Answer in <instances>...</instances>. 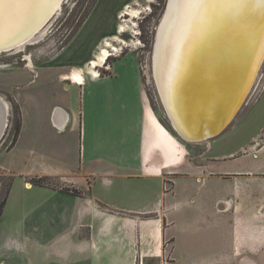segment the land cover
Returning a JSON list of instances; mask_svg holds the SVG:
<instances>
[{
    "label": "crops",
    "instance_id": "obj_1",
    "mask_svg": "<svg viewBox=\"0 0 264 264\" xmlns=\"http://www.w3.org/2000/svg\"><path fill=\"white\" fill-rule=\"evenodd\" d=\"M80 36L86 45L73 51L72 61L65 65L38 67L36 78L30 65L0 72V110L6 117L0 136V159L5 160L0 162V173L12 176L3 210L15 204L21 211L31 207L37 216L57 211L61 221L72 222L65 225H71L73 238L59 236L67 252L60 253L69 260L63 263L84 264L87 250L96 249L98 242L107 253L119 254L116 257L123 263L117 264H132L131 253L136 249L141 259L158 255L156 250L163 238L172 240L176 254L179 251L170 232L174 222L165 215L181 206L196 205L194 190L200 179H225L226 172H216L220 162L243 157L208 156L214 141L208 139L200 141L205 147L190 156L188 145L178 143L160 124L142 87L137 63L118 59L110 67L111 74L101 75L107 49L89 62L97 43L92 44L89 34L82 36L80 31ZM6 95L19 104L20 129L14 144L4 148L11 129V105ZM261 132L263 155L264 126ZM255 144L259 141L250 140L248 146ZM246 164L232 172L237 175V190L243 186L239 184L242 177L264 190V164L254 168ZM33 178H44L52 184L36 185L30 182ZM68 187L78 189L79 194L63 190ZM255 193L242 196L244 203L247 199L250 202ZM218 202L219 198L212 196L198 211L217 219L206 227H218L225 216L216 211ZM229 210L234 215L235 211L246 210V205L235 203ZM233 215L232 220L236 219ZM165 219L167 223L160 225ZM229 228L233 254L252 260L245 255L250 251L235 253L234 244L238 240L236 230L245 228L239 234L247 237L253 231L237 227L233 221ZM9 240L12 242L13 237Z\"/></svg>",
    "mask_w": 264,
    "mask_h": 264
},
{
    "label": "rangeland",
    "instance_id": "obj_2",
    "mask_svg": "<svg viewBox=\"0 0 264 264\" xmlns=\"http://www.w3.org/2000/svg\"><path fill=\"white\" fill-rule=\"evenodd\" d=\"M168 1L63 0L54 16L43 28L41 37L35 42L32 41L33 43H26L21 49L0 53V72L24 68L30 64L29 67H33L31 73L36 78L38 67L46 66L52 69L53 66H62L72 61L71 53L77 49H83L86 45L81 40V36L77 37L80 31L82 36L89 34L93 39L92 44L95 41L97 43L89 62L97 60L96 57L103 48L107 49L109 57L106 56L107 60L99 70L102 75L111 74L110 67L118 59L136 62L140 71L142 87L160 124L176 138L178 143H186L190 149V156H193L205 146L200 141L198 143L197 141L183 140L173 129L164 111L153 76L155 42ZM84 24L85 26L87 24V32L84 30ZM262 93H264V60L259 67L253 86L244 99V103L238 109L235 118L220 134L208 138L209 141L214 140L211 142L208 156L228 155V157L241 156L243 158L221 161L216 172H226L225 179H200L196 190L192 189L196 192L194 198L196 205L181 206L170 211L166 214L167 216L165 215L174 222L170 232L172 231L175 237L179 251L176 253L177 255L174 254L172 240L163 238L160 240L159 250H156L159 254L154 257L141 259L137 249L133 253L130 252L132 257L134 256L131 260L132 264H264V190L259 189L256 186L259 184L256 182L246 181L247 179L243 177L239 180V184L243 186L237 190L235 182L237 178L234 177L237 175H232L234 170L244 167V162L247 163L246 165L253 164L251 168L257 164H264V154H260L261 147L259 146L262 139L261 128L264 126V96L261 98ZM6 99L11 105V129L4 148L11 146L14 123L18 118L16 113L20 112L19 104L13 96L6 95ZM255 139L259 141V144L250 148L248 146L250 140L254 142ZM0 162L1 164L5 163L4 158H1ZM261 173L264 175V165ZM10 179L12 181V176L0 173V202L5 196L6 186ZM262 179L264 180V176ZM30 182L41 186L52 184L51 181L44 178H33ZM54 182L57 184L56 181ZM56 187L58 186L56 185ZM166 187L168 189L169 184ZM63 190L69 194H79L78 189L73 187ZM244 191L248 195H251V192L252 194L256 192L250 202L247 199L246 204L242 198L247 195ZM18 194L19 191L15 188L14 195ZM212 196H216L220 200L216 204V211L225 215L218 227L213 224L215 228L206 226L209 223H214L217 219L214 220L207 212H198L199 209L206 206ZM255 202H257L256 207L253 205ZM219 203L228 205L229 208L235 203L241 206L246 205V210L235 211L233 215L232 210L225 206L221 207ZM247 209L249 210L247 211ZM31 210V207H28L21 211L14 204L7 209L4 208L1 213L0 264H70L63 263L68 259L60 251L67 253L61 240L71 235V225L65 224H72V222L61 221L56 215L57 211L41 212L37 216ZM232 215L236 219L232 220ZM139 217L145 218L143 215ZM232 221L237 227H250L253 231L254 234L247 237L243 233L239 234L245 228L236 230L238 240L234 244L235 253L244 255L246 252L242 253L241 251H250L245 255L252 260L239 259L236 254H233L231 250L232 233L229 228ZM166 223L165 219L164 223L160 225L163 226ZM48 224H58L59 227ZM12 237L13 241L11 242L9 238ZM72 238L73 235H71ZM86 254H88V258L84 260V264L123 263V259L118 261L116 257L119 254L107 253L100 242L96 249L90 248Z\"/></svg>",
    "mask_w": 264,
    "mask_h": 264
},
{
    "label": "bare ground",
    "instance_id": "obj_3",
    "mask_svg": "<svg viewBox=\"0 0 264 264\" xmlns=\"http://www.w3.org/2000/svg\"><path fill=\"white\" fill-rule=\"evenodd\" d=\"M60 4L56 7L59 8ZM48 8L49 0H0V53L21 49L26 43H33L41 37L43 28L54 16L40 28L51 14L47 12ZM224 26H229L232 31L222 32ZM251 29L258 30L260 36L253 51L249 47L245 49V42L253 37L247 33ZM237 31L240 38L236 36ZM219 33L229 41L222 53L227 56L224 57L227 74L231 73L226 94L225 90H220L223 82L215 80L210 83L209 77H205L208 68L221 71L216 67L217 61H211L212 58L219 60L212 52L221 38ZM231 44H237L240 50L237 53L241 56L239 61L248 67L239 86L232 78L237 72L229 60L233 54L228 48ZM263 60L264 0H243L237 7H200L186 0H169L156 37L153 76L160 99L171 114L174 125H178L175 127L179 136L192 140V135L187 134L182 125L188 117L194 130L197 129L193 135L214 136L224 131L248 96ZM212 89L220 93L208 95L207 91ZM219 126L223 129L219 130Z\"/></svg>",
    "mask_w": 264,
    "mask_h": 264
},
{
    "label": "water",
    "instance_id": "obj_4",
    "mask_svg": "<svg viewBox=\"0 0 264 264\" xmlns=\"http://www.w3.org/2000/svg\"><path fill=\"white\" fill-rule=\"evenodd\" d=\"M63 0H49V8H48V11L47 12H51V14L45 19V22L40 26V28H42L43 27V25L54 15V13L57 11V7H56V5L57 4H59V3H61ZM47 14V13H46ZM39 28V29H40ZM242 28H246V27H242ZM38 29V30H39ZM222 29V32H224V33H226V32H230V31H232V30H230V27L228 26V28L226 27V26H224V27H222L221 28ZM257 31L258 30H255V29H251L250 31H247V33H251L252 35H253V37H251L252 39H250V38H248V40L245 42V49H247V47H249L250 49H252V51L253 50H255V47H256V45H257V43H259V31H258V33H257ZM219 35H220V37L221 38H219V42H216V44H215V49L212 51V52H214V55L216 56H218V59L219 60H217V59H211V61L212 62H215V61H213V60H216L217 61V63H215L217 66L216 67H218V68H220V70L221 71H216L215 69H213V68H211V69H209L208 68V70H207V72L208 73H206L205 74V77L206 78H208L209 77V79L211 80L210 81V83H212V82H215V80L217 81V80H220L221 82H223V84L221 85V87H220V90L222 91V90H225V94L226 93H228V89H229V77H230V74H227V72H228V67H227V60H225V58L224 57H227L226 55H224V54H222L224 51H223V47L224 46H226V45H228V43H229V41H227L226 40V38H225V35H223V34H221V33H219ZM236 36L238 37V38H240V34L238 33V31H237V33H236ZM259 36V37H258ZM221 42V43H220ZM219 43V44H218ZM231 47H228L229 48V51L230 52H232L233 51V54H232V56H230L229 57V60H231L232 62H233V64H234V69H236V72L237 73H235V76H233L232 78L234 79V80H236L237 82H238V86H239V84H240V82H241V80L243 79V73L244 72H246L247 73V71H248V67L246 66V65H244V63H241L240 61H239V59H241V56L237 53V52H239L240 50H238V46H237V44H234V46L231 44L230 45ZM237 50V51H236ZM240 53V52H239ZM221 64V66H220V64ZM214 64V65H215ZM232 83H234V82H232ZM241 86V85H240ZM213 90V91H212ZM211 91H207L208 93V95H211V96H216L217 94H219L220 93V91H218V90H215V89H212ZM158 95H159V97L161 98V96H160V94H159V92H158ZM207 95V96H208ZM161 100V99H160ZM161 102H162V105H163V108H164V111H165V113H166V115H167V117H168V119L170 120V122H171V125H172V127H173V129L180 135V133H179V131L177 130V128L176 127H178V125L177 124H175L176 125V127H175V125H174V123H173V120H172V118H171V114L168 112V110H167V108H166V105H165V103L161 100ZM0 104H2V101H1V99H0ZM4 112H2L1 110H0V136H1V133H2V131L4 130V126H5V120H6V117H5V115L3 114ZM229 115V114H228ZM188 117V116H187ZM185 120V119H184ZM183 120V122H182V125H183V127L186 129V133L187 134H190V135H192L191 136V139L192 140H190V141H198V140H196V139H199V138H204L205 140H207L208 138H210V137H213L212 136V134H208V135H206V136H197V135H193L194 133L193 132H197V129L196 130H194V128H193V126H192V123H191V118L189 119V117H188V120H187V122H185ZM207 124V123H206ZM221 125V124H220ZM221 127V128H220ZM221 129H223V126H219V130H221ZM218 130V131H219ZM189 132V133H188ZM198 132H199V130H198ZM204 132V131H203ZM215 136V135H214ZM202 141V140H201Z\"/></svg>",
    "mask_w": 264,
    "mask_h": 264
},
{
    "label": "snow or ice",
    "instance_id": "obj_5",
    "mask_svg": "<svg viewBox=\"0 0 264 264\" xmlns=\"http://www.w3.org/2000/svg\"><path fill=\"white\" fill-rule=\"evenodd\" d=\"M187 3H195L200 7H237L241 6L243 0H186Z\"/></svg>",
    "mask_w": 264,
    "mask_h": 264
},
{
    "label": "trees",
    "instance_id": "obj_6",
    "mask_svg": "<svg viewBox=\"0 0 264 264\" xmlns=\"http://www.w3.org/2000/svg\"><path fill=\"white\" fill-rule=\"evenodd\" d=\"M108 57L109 56H107V58ZM107 58L105 59V61L107 60ZM100 73L102 75V72H100ZM16 114H17L18 118L16 119V121L14 123V134H13L11 145L14 144V142L16 141L18 133H19V129H20V112H17ZM10 186H11V179L8 180V183H7V186H6L5 196L1 199V202H0V215H1L2 210H3V206H4V204H5L6 200H7V196H8L9 190H10Z\"/></svg>",
    "mask_w": 264,
    "mask_h": 264
}]
</instances>
